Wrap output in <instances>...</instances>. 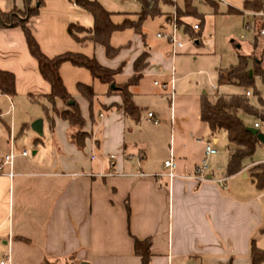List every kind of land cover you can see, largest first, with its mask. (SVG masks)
I'll return each instance as SVG.
<instances>
[{"label":"crops","instance_id":"0c3cea01","mask_svg":"<svg viewBox=\"0 0 264 264\" xmlns=\"http://www.w3.org/2000/svg\"><path fill=\"white\" fill-rule=\"evenodd\" d=\"M235 1L245 9V3L254 0ZM199 4L217 12L221 4L234 9L225 0ZM38 6L39 0H0V12L5 14ZM172 13L173 7L162 12ZM197 13L206 23L198 7ZM128 14L126 19L135 18ZM91 18L70 0H43L27 25L49 58L78 53L119 69L100 62L103 47L82 45L70 36L71 24L91 28ZM183 20L189 27L192 21L200 22L194 17ZM167 31L164 27L161 32ZM165 42L171 48L164 83L169 89L176 85V56L190 51V46H201L188 44L173 56L172 45ZM143 53L149 55L148 69L153 64L154 54L139 51L132 75ZM0 71L15 76L17 93L14 99L0 93V161L14 155L12 164L0 173V262L9 256L10 264H142L135 239L151 240L150 264H252V243L264 251V190L257 188L250 173L254 161L230 178L226 172L217 176L219 169L210 165L212 178L202 182L193 177L205 160L201 141L212 142L218 151L210 161L219 155L218 133L212 135L201 120V96L206 92L178 95L167 89L155 106V97L141 94L139 85L133 87L130 92L141 111L140 122H135L126 116L121 96L110 94L111 86L99 82L106 89L98 94V81L88 70L65 63L60 68L62 80L86 122L83 132L88 139L79 149L72 141L74 130L60 118L69 105L56 101L58 114L51 127L45 100L51 87L19 27L0 29ZM78 85L94 89L92 103L80 94ZM148 113L160 123L155 125ZM39 119L44 122L43 137L31 128ZM255 124L247 126L255 129ZM24 136L28 139L22 141ZM31 141L33 159L21 154ZM170 159L176 163L172 181L164 169ZM223 179L225 187L220 185Z\"/></svg>","mask_w":264,"mask_h":264},{"label":"trees","instance_id":"16d2710c","mask_svg":"<svg viewBox=\"0 0 264 264\" xmlns=\"http://www.w3.org/2000/svg\"><path fill=\"white\" fill-rule=\"evenodd\" d=\"M78 7L86 11L94 21L91 28L82 27L79 24H71L69 27L70 36L82 45L94 44L104 48L105 56L109 60L115 59L120 48L111 45L112 37L119 32L133 30L135 33L145 37L142 33V24L148 17H157L162 10L158 0H136L142 5V12L138 14L136 21L126 19L122 24H115L114 14L107 11L97 0H70ZM204 1V0H203ZM194 0H183V6L174 4L172 0H164V6L176 7L177 13L184 17H194L200 20L201 26L205 24L204 18L197 13ZM264 0H254L245 3L246 11H262ZM212 5V4H211ZM43 6V0H39V6L29 8L25 15V21L16 22L17 15L13 13L5 14L0 12V29L6 27H19L23 30L29 51L37 61L43 79L50 85L51 93L45 97L48 105V114L51 127L54 125L53 115L56 111V101L69 105L70 110L62 113L60 118L67 121L74 133L72 141L82 149L88 139L86 133H82L86 122L82 116L80 107L74 102L70 93L66 89L60 74V68L65 63H70L75 67L88 70L94 80L103 85L111 86L116 83V78L122 73V67L117 70L109 69L99 63L95 57H87L78 53H65L54 58L47 57L41 50L38 42L34 38L27 25L28 18L39 13ZM152 7V8H151ZM151 8V9H150ZM229 13H237L235 9H230ZM172 18V14L170 15ZM14 19V20H12ZM187 34L189 27L186 23L180 24ZM193 32V30L191 29ZM188 35V34H187ZM262 44L261 47L259 44ZM149 67V55L143 53L134 63V73L128 83L119 85L117 90H110V94H119L123 100V107L128 118L135 122H140L141 111L136 106L130 89L139 85L143 79L145 71ZM219 86H233L241 90L237 94L219 95L210 97L207 94L201 96V120L208 125L212 135L224 131L228 137V163L226 176L228 178L243 173L247 168V163L252 162L256 150L261 142L258 136L249 131L243 117H252L259 123V132L264 134V100L257 92L252 94L255 78H259L264 83V36H261L258 29L254 33L253 52L250 56H240L239 62L230 70L220 71ZM78 91L91 103L96 98L94 89L85 85H78ZM251 97H247L246 93ZM0 93L14 99L16 93V78L13 74L0 71ZM252 98L256 99L255 104ZM258 171L260 174H253ZM253 181L259 190H264V164L255 165L250 169ZM264 235V227L261 231ZM151 240L139 241L135 239V253L141 259L142 264L151 262ZM252 264L264 263V251L258 248L255 243L251 247Z\"/></svg>","mask_w":264,"mask_h":264},{"label":"rangeland","instance_id":"374dc122","mask_svg":"<svg viewBox=\"0 0 264 264\" xmlns=\"http://www.w3.org/2000/svg\"><path fill=\"white\" fill-rule=\"evenodd\" d=\"M97 1L103 4L108 11L114 13L113 21L115 24H122L128 17L127 13L131 14L130 16L133 15L135 17L130 18V21H136L138 19V14L142 12V5L136 0ZM158 1L160 3L162 12L172 10L171 6L166 7L162 4L164 0ZM225 1L228 2L232 8L240 12L245 10L242 5H238L239 3H236L235 0ZM178 3L180 5L182 1L179 0ZM195 3L200 13L205 15L206 23L202 33L204 42L201 40V36L192 32L190 28L187 31L188 36L183 30L179 31L183 41H195L194 44H199L201 47H195V45L190 44L193 45L190 46V51L187 49V53L176 56V85H174V87H170L168 92L173 93L174 89L178 95H188L195 93L201 95L206 92L211 98L215 97L217 94H237L241 92V90L236 87H219V74L220 71L226 72L232 67L236 66L239 62L240 56L251 55L253 52L254 35L252 33L246 32L244 29L246 18L242 14L229 13L228 6L219 4L220 6L217 12L213 8L206 7L205 5L199 4L197 2ZM10 13L17 15L18 18L15 19L16 22H21L25 21V15L27 11H12ZM170 17L171 16L169 14L164 16L162 13H160L157 17H148L142 24V33L145 36L144 38L143 36L135 33L133 30L116 33L111 40V45L115 48H120L119 55L113 60H108L105 55H103L100 59V62L103 64L110 65L116 69L122 67V73L116 78L117 83H128L132 75L131 69L133 60L139 54V51H148L151 54H154L155 60L148 71L144 74L143 79L139 84L141 94L143 92L145 95L155 97L152 100L154 105L158 104L160 101L159 99L163 97L161 93H165L166 90H163L162 86L169 78L168 69L170 68V59L168 57V53L171 51V48H169L165 40L159 39L157 35L164 27L168 29V31L171 30L169 25L173 22V19ZM184 18H186L184 15L182 17V15L176 11L175 22H177L178 25L185 23L183 20ZM166 22L169 25H167ZM192 24H194V21H192ZM91 26H93L92 21ZM210 35L214 36L213 40H208ZM241 36H244V39H241ZM261 45L262 44L260 43L259 46L261 47ZM163 59L165 61L164 64ZM97 83L98 85L96 86V92L100 94L106 89V87L101 85L99 82ZM154 83H158L160 87H155ZM118 86L119 85L115 84L117 89ZM217 87H219L218 93ZM251 92L252 94L255 92L259 93L264 100V83L259 78H255L254 87L252 88ZM252 100L255 104H257L256 99L252 98ZM243 120L248 126H253L255 122V120L249 116H244ZM7 124L10 128L11 123L9 117L7 118ZM2 128L3 126L0 124V129ZM19 130L20 127H17V134ZM82 133L84 132L82 131ZM217 136L220 139V143L217 146L219 155L217 157H213L211 161L209 159L208 165L215 169H219L217 176L222 177L226 172L228 137L224 131H220ZM25 139L28 138L24 136L22 141ZM21 146L22 143L20 142L19 148ZM33 147V141H31L26 147L30 159L34 158L33 152L35 150ZM253 161L256 165L264 164L263 146L258 148ZM252 173L260 174L258 171H253Z\"/></svg>","mask_w":264,"mask_h":264},{"label":"built area","instance_id":"2783aa9c","mask_svg":"<svg viewBox=\"0 0 264 264\" xmlns=\"http://www.w3.org/2000/svg\"><path fill=\"white\" fill-rule=\"evenodd\" d=\"M174 2V4H177L179 0H172ZM195 2H202L203 0H194ZM216 2L219 3H224V0H215ZM264 7V4H263ZM241 14L246 18V23L244 24V29L246 32L248 33H252L254 35V33L256 32V30L258 29L259 33L261 36H264V10L262 11H242ZM172 19L173 22L169 25L171 30L167 31V32H161L157 35V37L159 39H165L166 41H168L173 48V56L176 55L177 53L183 51L186 46L188 44H194L195 41H190L188 40L187 42L183 41L181 39V36L179 34L180 30H183V27L181 25H178L177 22H175L176 19V7H174L173 13H172ZM191 29L193 30L194 33L200 35L201 40L204 42L203 39V29L201 26L200 22H196L194 24H191ZM214 36L210 35L208 37V40H213ZM241 39H244V36H241ZM156 86L160 87V85L158 83H155ZM163 90H167L168 89V85H163L162 86ZM247 97H251V94L248 92L246 93ZM148 119L152 120L153 123L155 125H158L160 123L159 120L155 119V116L153 113H148ZM260 125L255 124V129H260ZM204 143L205 145V160L203 161V163L196 167L195 171H194V178L196 180L205 182L208 180V178H212V175H209L208 170V159L212 156L217 155L218 151L215 149V147L213 146L212 142L210 141H201ZM23 157H28V152L27 151H23L22 153ZM14 159V155L12 153L4 156L2 158V160L0 161V173L3 172L4 170V166L6 165H10L12 164ZM114 158L112 157L111 160H113ZM164 169L166 171H168V178L170 181H172L175 177V170H176V163L173 159H170L168 161H166L164 163ZM227 179H223L220 181V185L222 187H225ZM0 264H10V257L6 256L1 262Z\"/></svg>","mask_w":264,"mask_h":264},{"label":"water","instance_id":"95a60500","mask_svg":"<svg viewBox=\"0 0 264 264\" xmlns=\"http://www.w3.org/2000/svg\"><path fill=\"white\" fill-rule=\"evenodd\" d=\"M111 89L113 90H116L117 88L115 87V84H112L111 85ZM73 102L69 103V105H72ZM43 125H44V122L42 119H39L37 121H35L32 125H31V128L32 130L38 134L40 137H43L44 136V131H43ZM249 131L253 134V135H256L258 136L261 144L264 145V134L263 133H260L257 129H254V128H249ZM35 154V153H34Z\"/></svg>","mask_w":264,"mask_h":264}]
</instances>
